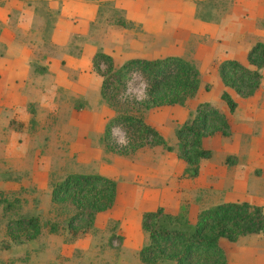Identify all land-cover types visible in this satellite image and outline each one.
<instances>
[{
    "label": "rangeland",
    "instance_id": "374dc122",
    "mask_svg": "<svg viewBox=\"0 0 264 264\" xmlns=\"http://www.w3.org/2000/svg\"><path fill=\"white\" fill-rule=\"evenodd\" d=\"M92 1L97 4L96 18L90 23L86 34L74 33L70 37L69 48L65 52L74 55L81 52L86 55L100 49L109 53L114 64L118 65L131 56L157 57L180 51L182 57L200 70L198 91L183 104H177L184 109L181 116L172 110L173 105L166 108L167 115L171 113L170 118H163L165 110L162 108L142 111L143 119L156 126L167 143L176 146L175 128L180 124L176 116H185V110L192 111V106L195 107L197 102L209 101L221 112L222 108L226 109L218 97L222 84L215 68H212L213 63L206 58V50L194 53L192 43H195L197 37L186 35L184 28L176 30L170 25L175 16L173 10H169L174 7L171 0L160 1L161 5L156 0L139 1L148 2L153 9L161 6L169 10L166 13L169 19L167 29L148 34L143 33L140 24L137 26L134 22H126L120 11L113 6V0ZM24 2L35 8L32 14L33 26L29 31L21 29L15 22L19 11L16 5ZM193 2L195 16L207 21L217 19L226 4L225 0ZM6 8L9 20L5 22ZM54 16L55 12L48 6L47 0H0V56H4L6 51L13 54L16 40L27 38L33 44L30 46L31 58L36 59L30 60L34 69L26 76H8L0 69V264H142L138 260L137 251L147 240V234L140 228V222L136 221L143 209H153L155 206L136 203L133 199L154 196V192L151 193L147 188L162 185L159 175L152 176L160 167L158 155L166 149L153 145L141 147L132 154H119L103 148L100 141L103 123L113 110L99 95L100 75L90 64L79 69L67 64L65 74L53 77L47 70L39 69L37 59L44 53L55 52L51 43L47 42ZM175 31H179L177 38L180 37L176 41L173 36ZM185 35L186 40L182 39ZM7 41L14 43L13 47L6 50ZM84 42L88 43L85 51L82 50ZM244 64H247V60ZM11 78H18L20 82L14 86ZM50 79L58 84L51 86ZM44 80L49 81L47 86H44ZM66 81H70V84ZM205 83L208 84L207 89L203 87ZM142 88L143 82L134 77L127 89L141 99ZM229 91L236 101L235 109L258 110L264 101L262 87H257L248 96H239L233 90ZM248 122L253 123L252 128L260 123L255 117ZM230 134L231 131L229 137ZM112 136L117 142H124L119 128L112 129ZM239 157L229 154L224 159L226 163H232ZM247 160L251 168L248 173L253 176L246 188H241L245 194L238 189H227L219 185L220 188L215 190L197 186L194 192H191L190 187V194L185 196L177 188L180 195L178 203L175 205L174 200L167 199L162 202L163 205L168 204L165 206L169 208L162 206L170 212L185 213L189 222L193 221L200 208L224 200L247 198L249 202L255 203L254 195H257L262 197L260 204L264 206V181H260L263 184L254 181L258 172L253 171L254 156ZM170 163L167 158L166 164ZM70 172L100 173L114 179L117 184L112 206L96 212L92 226L72 238L64 223L67 207L59 208L49 199L52 184ZM184 176L181 172L176 178L181 183L180 191L187 185V182H183L186 181ZM244 195L247 196L244 198ZM130 199L131 202H128ZM30 215L38 217L41 224L39 233L33 238H27L24 234L10 237L5 223L17 216ZM49 220L57 222L59 228L56 232L48 230ZM219 244L225 253L226 264H264L263 232L242 235L232 241L222 237ZM157 264L174 263L163 260Z\"/></svg>",
    "mask_w": 264,
    "mask_h": 264
},
{
    "label": "trees",
    "instance_id": "16d2710c",
    "mask_svg": "<svg viewBox=\"0 0 264 264\" xmlns=\"http://www.w3.org/2000/svg\"><path fill=\"white\" fill-rule=\"evenodd\" d=\"M120 23L121 20H118ZM247 64L234 58H223L216 64V73L224 86L218 94L229 112L236 101L227 88L239 96L252 94L259 86L264 66V43L255 40L246 52ZM91 68L100 75L99 95L113 113L103 123L100 136L103 148L119 154H132L144 146L160 145L174 150L186 165L182 174L198 173L199 160L210 150L201 145L203 136L220 132L228 135L230 125L226 115L209 101H199L175 128L176 146L142 117V111L161 105L183 104L195 95L200 78L197 67L179 54L157 57L131 56L118 65L112 56L100 49L90 56ZM137 78L143 82L142 97L128 91V83ZM207 89L208 84H203ZM119 128L124 142H117L112 129ZM116 194L115 180L100 173L70 172L52 184L50 201L67 207L64 220L70 237L86 232L95 213L112 206ZM9 208V203L6 205ZM140 228L147 240L137 251L142 264H157L171 260L174 264H226L220 238L235 240L250 233H264V206L248 200H224L200 208L189 222L185 213L170 212L162 205L140 212ZM36 215L17 216L5 223L10 237L24 234L35 237L40 231ZM55 220L48 221V230L56 232Z\"/></svg>",
    "mask_w": 264,
    "mask_h": 264
},
{
    "label": "crops",
    "instance_id": "0c3cea01",
    "mask_svg": "<svg viewBox=\"0 0 264 264\" xmlns=\"http://www.w3.org/2000/svg\"><path fill=\"white\" fill-rule=\"evenodd\" d=\"M139 1L140 0H113V6L120 11L126 22H134L137 26L140 24L144 34L150 32L158 33L160 29H167L169 19L166 13L169 12V10H173L175 16L170 25L176 30L184 28L186 30V35H194L197 37L195 43H192L194 53L201 49L203 51L206 50V58L213 63L212 68L214 67V70H216L217 62L223 58H234L245 63L246 52L250 45L255 40H260L264 43V0H225L226 4L220 11V14H218V18L212 21L202 20L195 16V5L193 0H171L174 7L169 10L166 7L161 6H156L155 9H153L148 2L142 3ZM160 1L165 0H156V3L160 4ZM47 2L48 6L52 7L55 12L54 19L50 26L49 40L47 39V42L49 44L51 43V46L54 47L55 52L51 54L44 53L37 59L38 64L40 65L39 69L47 70L48 74L53 77L65 74L66 69L68 68L66 67L67 64L69 66H74L76 69L90 64V56L92 53L85 55L80 52V54L74 55L65 52V50H68L69 39L74 33H87L90 23L97 16V4L92 0H47ZM16 7L19 10L18 14L15 16L17 26L21 29H25V31H29L33 26L32 14L34 13L33 11H35V8L31 7L28 2L21 3L20 5L17 4ZM7 12L8 10L6 8L3 20L5 22L6 20H9ZM177 34H179V31L173 32V36L176 37L175 41L180 38H177ZM186 35L185 37H182V39L184 38V40H186ZM204 36H206V39ZM16 41L17 43L14 44L15 52L13 54H9L6 51L4 56H0V69L4 70L5 75L8 76H26L28 75V72H32V69H34L30 60H36L31 58L30 55V46L33 44L27 38H22ZM12 43H14V41L6 42V50L13 47ZM87 44V42L82 43V50L85 51ZM180 48L182 50L181 43ZM168 54L180 55L182 53L176 51L173 53L168 52ZM162 55L163 54L158 56ZM62 61L63 63H61ZM67 61L69 63L71 62V64L67 63ZM260 70L262 73V79L258 88H264V67ZM11 79L15 84L14 86L20 82L18 78ZM49 81H51V86H56L58 84L57 82H54L55 80L50 79ZM49 81L44 80V86H47ZM67 84H70V81H68ZM221 86V88L224 87L223 85ZM227 90L229 91L228 88ZM231 96L233 97L232 94ZM172 105L174 107L172 110L179 112L181 116L184 109L179 107L180 105ZM172 105H161L148 109L153 110L155 108H162L165 110L163 111V118H170L169 114L171 113L167 115L166 108ZM259 106L258 110L255 108V110L251 108L240 110V108L237 107V109L232 112H229L227 107L226 109L222 108V112L226 115L230 125V137L229 135H222L220 132H215L212 135L203 136L201 138V145L210 150V155L208 157L200 158L197 175L190 178L184 176L183 179L186 181L183 182H187V185L185 184V188L182 191L179 190V184L181 183L178 181L180 180H177L176 178L181 172H183L186 162L183 159L178 158L172 151L166 150L158 155L160 167H162V169L159 167L152 177L159 175L162 179V185L156 184L157 186H152L153 188H147L151 193L154 192V196L148 198L136 197L137 199H133V202L136 201V203L140 204L148 203L156 207L157 205H163L162 200L169 199L171 201L174 200L176 205L178 203L180 192L187 196L190 194V187H192L193 190H191V192H194L196 190L195 187L197 186L202 189L213 188L215 190V188L220 185V187L224 186L227 189H238L240 190V193L245 194L242 189L244 190L246 188L247 184L250 182L249 180H251L253 176L248 173L251 168L249 169L248 165L250 164V161L247 160V158H250L252 155L254 156L255 161L253 171L258 170V172H256L257 179L255 178L254 181L262 183L260 181H264L263 100ZM193 108L194 107L192 106V109ZM188 112L189 109L185 110V116H176L178 122L181 123V121L188 115ZM253 117L260 122L257 125L255 124L254 128L251 127V124L253 123L248 122L250 121V118ZM253 122L256 123V121ZM236 124L238 126H235ZM253 131L254 134L251 135ZM229 154H233L234 156L239 155L241 158L239 157L232 163H226L224 158ZM167 158L171 162L170 165L166 164ZM167 181H169V183H167ZM177 188L179 193L177 192ZM168 193L170 195H167ZM246 196L247 195H244V198ZM254 198H256L255 203L260 204L262 197L254 195ZM131 200L132 199L128 202H131ZM245 200H247V198H245ZM171 204H173V202ZM136 222L138 223L139 220Z\"/></svg>",
    "mask_w": 264,
    "mask_h": 264
}]
</instances>
